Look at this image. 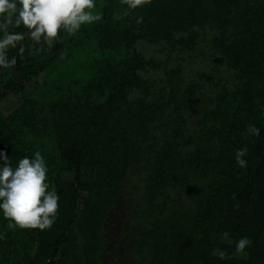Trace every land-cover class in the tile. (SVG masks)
I'll list each match as a JSON object with an SVG mask.
<instances>
[{
	"label": "trees",
	"instance_id": "1",
	"mask_svg": "<svg viewBox=\"0 0 264 264\" xmlns=\"http://www.w3.org/2000/svg\"><path fill=\"white\" fill-rule=\"evenodd\" d=\"M126 8L121 0H105L96 25L99 44L119 56L99 65L80 98L48 107L26 94L0 116V152L13 167L40 151L50 189L63 171L75 173L69 219L55 228L50 259L31 254L36 229L9 230L0 211V233L6 234L0 240V264H56L54 256L63 259L76 226L84 240L76 258L80 264H206L219 241L225 203L252 201L264 151V0H151L127 14ZM140 16L143 22L137 24ZM206 27L217 61L234 74L233 88L217 89L204 105L196 84L173 81L151 94L142 73L157 69L159 62L143 57L133 44L163 42L171 51L184 52L194 49L199 30ZM10 30L27 31L23 26ZM59 36L51 49L38 50L40 45L26 36L23 56L19 45L9 50L17 63L8 68L0 97L45 70L50 60L37 61L33 53L67 48L62 28ZM141 89L142 97L129 98ZM195 107L198 115L189 118ZM248 124L258 127L260 135H247ZM242 146L248 149L246 168L235 163V151ZM81 172L90 177L86 196L78 188ZM136 175H142L144 222L134 220L140 207L135 196L121 201L126 183ZM206 179L204 191H197L194 181ZM190 190L198 200L190 214H183L185 205L177 200Z\"/></svg>",
	"mask_w": 264,
	"mask_h": 264
},
{
	"label": "rangeland",
	"instance_id": "2",
	"mask_svg": "<svg viewBox=\"0 0 264 264\" xmlns=\"http://www.w3.org/2000/svg\"><path fill=\"white\" fill-rule=\"evenodd\" d=\"M94 3L96 7L91 11L94 13H102L105 0H94ZM86 11L88 10L86 9ZM100 21L81 25L79 31L71 36L62 28L65 36L69 39V44L61 53H33L37 61L49 59L50 63L44 71L23 81L22 88L14 84L13 89L0 97V116L16 108L23 101L26 94H29V98L33 99L35 102L44 103L48 107L53 101L69 103L80 98L83 88L90 84L96 77L95 75L99 65L107 58L118 54L115 52H108L106 49L100 47V35L96 29V25ZM27 31L24 33H27ZM199 34L200 37L194 49L184 52L171 51L163 42L141 40L133 44L132 49L140 52L143 57L146 59L152 58L159 62V67L157 69L142 73V77L146 80V87L149 88L151 94H156L163 86H168V84L173 81L180 86H184L187 83L189 85L196 84L198 85L197 92L202 94L200 99L201 105H204L210 101L211 96H213L217 89L225 87L231 90L233 88L235 83L234 74L231 70L228 71L224 64L217 61L218 55L210 42L212 31L206 27L200 29ZM9 72V69H0V86H3L4 83L8 81L5 75H8ZM10 75L12 77L16 76L15 74ZM143 94L144 89L135 90L130 93L129 98L138 99L142 97ZM201 105L199 106L201 107ZM189 112V118H193L198 115L199 109L195 107ZM74 176L75 173L73 171H63L58 179V184L55 188L57 193H59L58 211L60 210V206L64 204L66 212H69L68 206L72 193V181ZM141 178L142 175H136L135 179L126 183L121 201L126 200L130 195L131 197L132 195L133 197L135 196L140 207L134 220L144 222V215H141V210L144 209L143 205H145V202L142 200ZM209 181L210 180L207 181V179L194 181L195 186L198 187L196 190H200L201 192L204 191ZM78 188L82 196L88 194L90 177L87 173H80ZM168 196L169 199H173L174 197L171 193ZM197 200L198 197L194 190L183 193L177 200L185 205L181 213L185 214L186 212H191ZM227 203L228 202H226L225 205ZM230 210H232L231 207ZM58 217L59 213L57 212L56 218ZM186 219L187 216L181 217L183 222L186 221ZM222 222L223 216L221 226ZM66 223L67 221L64 223L55 221L50 229H36L35 240L33 241L31 251L34 258L44 261L50 259L58 235V231L55 228L60 227V225L65 226ZM83 241L82 229L80 226H76L65 245V255L62 256L63 259L59 261L60 254L54 256L53 259L56 264H80L79 260L76 258L80 256ZM141 263L145 264V261H141L138 264Z\"/></svg>",
	"mask_w": 264,
	"mask_h": 264
},
{
	"label": "clouds",
	"instance_id": "3",
	"mask_svg": "<svg viewBox=\"0 0 264 264\" xmlns=\"http://www.w3.org/2000/svg\"><path fill=\"white\" fill-rule=\"evenodd\" d=\"M126 5V12L144 7L151 0H121ZM96 7L94 0H0V68H13L16 56L9 58L10 49L19 45V54L23 56L25 45L21 42L26 38L33 44L51 49L60 42V30L65 29L68 35H75L81 25L92 24L102 20V13L91 11ZM86 9L88 11H86ZM143 22V17H137L136 23ZM23 26L27 33L10 29ZM247 135L259 136L260 129L253 124L246 126ZM247 146L235 151V163L240 168L247 167L244 157L247 155ZM0 211L8 220L7 228L20 229H50L54 224L57 212L59 195L55 187L46 183L48 166L40 151L33 156L22 157L15 167L9 157L0 152ZM50 189V190H49ZM235 194H233L234 196ZM228 232L222 234L228 239ZM6 238L0 233V240ZM251 245V240L242 237L236 241V253H244Z\"/></svg>",
	"mask_w": 264,
	"mask_h": 264
},
{
	"label": "crops",
	"instance_id": "4",
	"mask_svg": "<svg viewBox=\"0 0 264 264\" xmlns=\"http://www.w3.org/2000/svg\"><path fill=\"white\" fill-rule=\"evenodd\" d=\"M257 168L252 201L228 202L225 205L219 241L206 264H264V151ZM58 213L59 217L55 221H68L69 212H66L64 204ZM224 232H228V239L222 238ZM242 237L250 239L251 245L244 253H236V241Z\"/></svg>",
	"mask_w": 264,
	"mask_h": 264
}]
</instances>
